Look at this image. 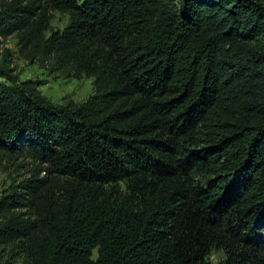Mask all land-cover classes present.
Wrapping results in <instances>:
<instances>
[{
  "label": "trees",
  "instance_id": "1",
  "mask_svg": "<svg viewBox=\"0 0 264 264\" xmlns=\"http://www.w3.org/2000/svg\"><path fill=\"white\" fill-rule=\"evenodd\" d=\"M9 36L92 92L56 104L0 67V153L39 164L0 195V248L21 264H264V0H0Z\"/></svg>",
  "mask_w": 264,
  "mask_h": 264
},
{
  "label": "rangeland",
  "instance_id": "2",
  "mask_svg": "<svg viewBox=\"0 0 264 264\" xmlns=\"http://www.w3.org/2000/svg\"><path fill=\"white\" fill-rule=\"evenodd\" d=\"M67 21L66 14L57 11L52 13L53 29H63ZM2 65L10 70L18 81L31 79L38 82L40 92L56 104L69 100L81 102L92 92L91 78H75L63 73H52L48 67L50 62L41 64L37 60L30 61L23 52L19 51L15 36L0 39V67ZM38 170L39 164L26 153L9 160L0 153V195L13 185H18L36 174ZM43 175L44 172L41 171L40 176ZM224 256L223 251H214L210 254V261L218 263ZM0 261L21 264L22 259L17 255H10L8 248H0Z\"/></svg>",
  "mask_w": 264,
  "mask_h": 264
}]
</instances>
